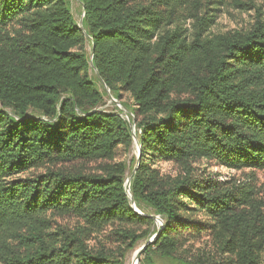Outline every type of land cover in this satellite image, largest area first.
<instances>
[{"label": "trees", "instance_id": "obj_1", "mask_svg": "<svg viewBox=\"0 0 264 264\" xmlns=\"http://www.w3.org/2000/svg\"><path fill=\"white\" fill-rule=\"evenodd\" d=\"M79 1L0 0V263L264 264L263 0Z\"/></svg>", "mask_w": 264, "mask_h": 264}, {"label": "rangeland", "instance_id": "obj_2", "mask_svg": "<svg viewBox=\"0 0 264 264\" xmlns=\"http://www.w3.org/2000/svg\"><path fill=\"white\" fill-rule=\"evenodd\" d=\"M260 4L262 5L264 9V0ZM69 5H70L71 12L77 24L81 25L82 19H83L82 3L79 0H69ZM254 16H255L254 10L247 12V11H241V10L235 9L233 7H229L227 11H223V13L219 15V18L217 19V23L213 27V31L225 32V31L237 29V28L247 29L254 22ZM90 75L92 79L100 87L101 83L96 78V72L91 70ZM105 100H106V105L104 106V108L112 109L113 102H115L114 98H112L111 96H105ZM124 100L125 102L126 101L128 102L127 97H125ZM117 106L121 108L122 110H124L122 105L117 103ZM123 115L125 118H127V116L130 117V113L127 110H124ZM134 148H136L137 150ZM137 156H138V144L136 143V139H135L134 144L129 151L122 150L121 152V159L127 163L129 172L132 171L134 164L136 162ZM160 166L163 172L170 173V174H175L177 172V168L173 164L162 163ZM197 166L199 167V173L205 172L206 175H215L223 180L231 179L232 177H236L240 180H244L245 178H247V175L248 177L249 175H251V173L248 170L234 171V170L222 168L216 165H211V164L209 165V163H206L205 161L198 162ZM254 179L256 181V184L260 187V189H264V170L256 171L254 173ZM158 225L160 226L161 223L158 222ZM108 232H109V229L107 230L106 233ZM143 243L144 242H140L137 247L127 251L126 256H125V264H133L134 256L136 257L135 252L141 247V245H143ZM198 245L199 244H197V246ZM181 256L182 255L179 254L178 255L179 259L171 260V259L162 258L161 256L154 255L153 260H154V264H181L179 261ZM141 257H142V254H140V258Z\"/></svg>", "mask_w": 264, "mask_h": 264}, {"label": "water", "instance_id": "obj_3", "mask_svg": "<svg viewBox=\"0 0 264 264\" xmlns=\"http://www.w3.org/2000/svg\"><path fill=\"white\" fill-rule=\"evenodd\" d=\"M136 143L138 144V156H137V157H139L140 146H139L138 140H136ZM134 172H135V170H133V172L131 173V175H129V178H128V180H127V193L129 194L130 200L132 201L133 206H135L136 211H137L138 213H141V212H139V211L137 210L136 205H135V203H134V201H133V198H132V196H131V193H130V182H131V178H132V175H133ZM141 214H142V213H141ZM150 216L153 217V218H155V219L157 220V222L160 221L161 225L163 224V221H162V219H161L159 216H154V215H150ZM157 235H158V233L154 234L153 237L148 241V243L142 245V246L139 248V250H138V256H137V258H136V263H137V264L140 263V261H139V260H140V254L145 250V248L147 247V245H148L149 243L153 242V241L156 239Z\"/></svg>", "mask_w": 264, "mask_h": 264}, {"label": "bare ground", "instance_id": "obj_4", "mask_svg": "<svg viewBox=\"0 0 264 264\" xmlns=\"http://www.w3.org/2000/svg\"><path fill=\"white\" fill-rule=\"evenodd\" d=\"M134 149H136V148H134ZM137 150V149H136ZM159 223H160V221H159ZM139 250V249H138ZM138 250L135 252V255H136V257L134 256V259H133V264H137L136 263V258H137V256H138ZM132 262V261H131Z\"/></svg>", "mask_w": 264, "mask_h": 264}, {"label": "built area", "instance_id": "obj_5", "mask_svg": "<svg viewBox=\"0 0 264 264\" xmlns=\"http://www.w3.org/2000/svg\"><path fill=\"white\" fill-rule=\"evenodd\" d=\"M126 119L129 120V117L127 116ZM132 131H133V133L135 134V126H134V125L132 126Z\"/></svg>", "mask_w": 264, "mask_h": 264}]
</instances>
